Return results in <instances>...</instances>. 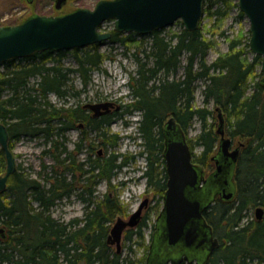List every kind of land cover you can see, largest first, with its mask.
<instances>
[{"label": "trees", "instance_id": "obj_1", "mask_svg": "<svg viewBox=\"0 0 264 264\" xmlns=\"http://www.w3.org/2000/svg\"><path fill=\"white\" fill-rule=\"evenodd\" d=\"M234 9L239 19L244 18L238 0H204V16L214 19L213 26H220ZM112 33L111 41L125 47L141 37ZM149 37L150 52L143 49L145 60L130 77L133 99L125 108L141 115L138 133L148 160L147 186L158 197L157 214L167 189L162 129L168 118L174 116L187 134L194 119L202 121L197 141L189 139L193 160L206 171L214 168L211 158L218 150L219 137L206 122L210 111L194 107L196 82L204 81V99L212 100L223 112L227 136L244 143L234 200L219 201L205 214L220 241L210 264H264V218L257 220L253 215L256 208H264V83L263 73L257 69L261 57L248 59L250 46L244 45L241 34L228 39V50L207 63L216 41L207 38L200 26L197 31L184 29L169 37L157 30ZM98 46L72 50L76 67L64 63L69 51L50 50L0 65V120L8 127L10 148L14 150L25 138L42 139L45 148L41 155L53 162H43L37 175L17 167L7 190L0 193V227L6 231L5 238L0 236V264H145L144 257L124 256L107 244L112 225L127 214L112 184L128 165L124 155L111 151L119 142L118 135L110 132L114 117L94 118L81 103L70 102L86 92L93 72L106 61ZM185 56L184 75L177 78ZM76 80L82 86L79 90ZM51 95L63 103L52 102ZM80 124L84 131L70 150L68 133ZM194 146L202 151L197 154ZM100 149L105 152L100 154ZM6 166L0 148V174ZM103 182L108 192L101 195L98 186ZM75 195L84 205L83 218L67 223L54 218L53 208ZM148 219H142L138 230L128 231L125 240L144 241Z\"/></svg>", "mask_w": 264, "mask_h": 264}, {"label": "water", "instance_id": "obj_2", "mask_svg": "<svg viewBox=\"0 0 264 264\" xmlns=\"http://www.w3.org/2000/svg\"><path fill=\"white\" fill-rule=\"evenodd\" d=\"M35 1V0H29ZM69 0H56L62 10ZM240 11L250 23V50L261 57L264 72V0H238ZM204 16V0H99L93 9L78 8L58 15H34L10 26L0 27V65L43 51H72L110 41L112 32H101L106 21H114V31L141 36L173 26L182 21L188 32L197 31ZM264 83V78L262 79ZM94 117L117 111L114 102L85 106ZM219 120L216 134L218 150L212 156L214 170L207 175L203 166L193 160L188 134L172 116L163 125L167 189L162 209L156 219L155 233L145 264H180L187 260L202 264L219 241L207 223L204 212L218 199L234 200L237 193L236 170L244 143L230 150L232 139L226 134L225 116L215 109ZM0 148L6 157V171L0 176V193L8 188L10 176L17 171L16 157L10 148V133L0 120ZM102 152V150L100 151ZM146 199L129 220L117 218L107 237V244L122 250L124 232L136 228L148 207ZM257 220L264 218V208L255 210ZM0 227V236L6 237Z\"/></svg>", "mask_w": 264, "mask_h": 264}, {"label": "rangeland", "instance_id": "obj_3", "mask_svg": "<svg viewBox=\"0 0 264 264\" xmlns=\"http://www.w3.org/2000/svg\"><path fill=\"white\" fill-rule=\"evenodd\" d=\"M56 0H35L31 5L22 0H0V26L16 25L26 18L34 15H58L71 12L78 8L93 9L99 0H69L62 10L55 8ZM27 4V5H26ZM27 7H26V6ZM214 19L203 16L200 22L202 33L210 39L216 41V46L209 51L207 55V63H212L219 52H226L228 50V39L237 38L238 35L243 34V43L246 46L250 42V23L246 16L239 19L238 10L234 9L229 16L221 22L220 26H213ZM185 27L182 21L178 20L173 26L162 29L166 37L174 33H180ZM114 21H106L102 27L101 32H113ZM222 33H224L222 35ZM127 35V33H122ZM147 36L137 38L138 43L130 44L125 47L119 43H114L111 40L98 46V50L106 56L102 69L94 71L92 74V81L82 93L80 98H70L72 103H98V102H114L116 106H120V110L114 112L113 123L110 127V132L117 134L119 142L117 147L111 151L124 155L127 159L128 165L121 169L118 175L114 178L112 184L115 186L116 192L119 194L120 200L127 208V214L119 216L125 220H129L132 213L135 212L140 205L146 200H149L148 207L143 212L144 217L148 216L146 226L143 228L145 240H138L134 238L133 241H126V231L122 240V254L124 256L131 255L136 258L144 257L146 259L148 251L146 247L150 244L151 236L154 230V225L157 217V203L158 197L155 195L153 189L147 185L146 170L148 169L147 160L144 156V147L142 146L143 139L139 137L138 121L141 115L138 112H126V105L132 101L130 89L128 86L130 77L136 74L140 62L145 60V49L150 52L151 39ZM140 45H143L142 47ZM250 46V45H249ZM90 48V47H87ZM85 48V49H87ZM254 53L251 52L250 47L247 48V57L253 60ZM74 55L71 51L67 52L64 63L71 67H76ZM262 61V60H261ZM183 65L179 68L177 78H182L184 75V65H186V56L182 59ZM258 73H261V65L257 67ZM263 78H264V72ZM259 81L262 76L258 78ZM205 87L204 81L196 82L195 92V108H206L210 111L206 122L213 126L216 132L219 124L218 115L215 111L216 105L211 100L206 102L203 95ZM81 83L76 80V89H81ZM51 101L54 103H63V100L51 95ZM202 131V121L198 118L194 119L191 127L188 129V138L194 143L197 141L199 134ZM81 132L79 129H74L68 133V148L74 149V144L79 140ZM42 139H23L17 142L14 146V154L16 157L17 167H22L28 173L37 175L42 169V163L52 164L49 156L41 155L45 146ZM103 151V149H100ZM202 151L199 146H194V152L197 154ZM84 158V156H81ZM2 174H0L1 176ZM99 194L108 192L105 182L98 186ZM114 195V193H111ZM52 215L57 220L67 223L73 218H83L84 205L80 202L77 196L71 197L69 200H64L57 204L53 210ZM255 217V212H253ZM252 213L249 218H252ZM138 230V227L131 229ZM113 250H117L116 246H111Z\"/></svg>", "mask_w": 264, "mask_h": 264}, {"label": "flooded vegetation", "instance_id": "obj_4", "mask_svg": "<svg viewBox=\"0 0 264 264\" xmlns=\"http://www.w3.org/2000/svg\"><path fill=\"white\" fill-rule=\"evenodd\" d=\"M20 1V3L22 2V0H19ZM25 2L26 3H28L29 5H31V4H33L35 1H29V0H25ZM23 3V2H22ZM27 5V4H26ZM25 5V6H26ZM27 7V6H26ZM101 102H96L95 104H100ZM103 103V102H102ZM88 104H91V103H85V104H83V107H84V109L86 110V112L89 114V115H91L92 117H94V113H93V111L91 110V109H89V108H86L85 106L86 105H88ZM93 104V103H92ZM121 108V107H120ZM114 112H117V110H116V108H113L112 110H111V112L110 113H107V114H105V115H102V116H100V117H94V118H103V117H106V116H112V114H114ZM113 117V116H112ZM84 124H80L79 125V130H80V132H81V130H83L84 129ZM162 134H163V129H162ZM81 136V135H80ZM79 139H80V137H79ZM79 141V140H78ZM76 143V142H75ZM87 144V143H86ZM162 145H163V156H164V151H165V137H164V134H163V141H162ZM238 145V143L237 142H233L232 141V144H231V148H230V150L232 151V150H234V148L236 147ZM144 147V146H143ZM74 148H75V144H74ZM144 150H145V147H144ZM101 151V150H100ZM99 151V153L100 154H102V152H100ZM85 155H87V153H86V150H85ZM85 157V156H84ZM164 160H165V157H164ZM147 163H148V160H147ZM214 165V164H213ZM165 168H166V162H165ZM213 170H214V168H213ZM213 170H211V171H206L207 172V175H209ZM166 173H167V171H166ZM167 180H168V177H167ZM222 202V203H227V202H224V201H221L220 200V196H218V199L217 200H215L210 206H209V208L204 212V217H205V219H206V221H207V223L212 227V229H213V226L208 222V220H207V218H206V213L207 212H210L211 210H212V208H213V206H215L216 204H217V202ZM81 202V201H80ZM159 215V214H158ZM158 215H157V217H158ZM157 217H156V219H157ZM143 219V218H142ZM117 220V219H116ZM142 221V220H141ZM115 223V222H114ZM141 223V222H140ZM113 226V225H112ZM138 227V226H137ZM155 227H156V222H155V225H154V230H153V233H152V236H151V241H150V244H149V247H150V245H152V242H153V236H154V233H155ZM112 228V227H111ZM134 229V228H133ZM129 231L131 230V229H128ZM128 230H126V231H128ZM125 231V232H126ZM124 232V233H125ZM213 234H214V238H217L218 239V237H216V235H215V233H214V229H213ZM124 236V235H123ZM123 240V239H122ZM218 241H219V239H218ZM220 248V241H219V246L217 247V248H215L214 249V251L212 252V254L210 255V257L206 260V262H204V263H202V264H210L211 263V261H212V259H213V257H214V255H215V253H216V251L218 250ZM122 251V250H121ZM118 252V251H117ZM148 253H149V250H148ZM148 256V255H147ZM146 259H147V257H146ZM145 262H146V260H145ZM180 264H199V263H197V261L196 260H194V261H192V262H188L187 260H185V261H183L182 263H180Z\"/></svg>", "mask_w": 264, "mask_h": 264}, {"label": "bare ground", "instance_id": "obj_5", "mask_svg": "<svg viewBox=\"0 0 264 264\" xmlns=\"http://www.w3.org/2000/svg\"><path fill=\"white\" fill-rule=\"evenodd\" d=\"M77 50V49H76ZM84 131V130H83ZM109 132V131H108Z\"/></svg>", "mask_w": 264, "mask_h": 264}]
</instances>
